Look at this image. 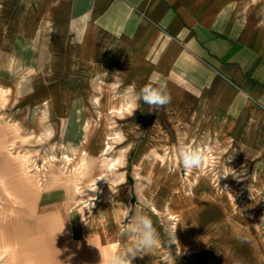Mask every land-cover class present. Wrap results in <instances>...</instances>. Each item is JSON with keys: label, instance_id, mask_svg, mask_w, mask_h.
<instances>
[{"label": "rangeland", "instance_id": "rangeland-1", "mask_svg": "<svg viewBox=\"0 0 264 264\" xmlns=\"http://www.w3.org/2000/svg\"><path fill=\"white\" fill-rule=\"evenodd\" d=\"M30 2L0 0V264H100L131 243L121 228L136 214L161 243L134 264H264V125L221 136L199 108L193 124H155L142 102L126 111L130 87L111 77L68 91L80 77L65 45L40 43L46 30L25 43L18 11ZM181 142L202 143L211 162L185 171Z\"/></svg>", "mask_w": 264, "mask_h": 264}, {"label": "crops", "instance_id": "crops-1", "mask_svg": "<svg viewBox=\"0 0 264 264\" xmlns=\"http://www.w3.org/2000/svg\"><path fill=\"white\" fill-rule=\"evenodd\" d=\"M55 3L31 0L18 23L27 44L46 30L52 35L40 43L65 45L69 74L80 77L68 91L82 93L89 76L134 91L162 82L171 102L157 112L142 103L155 124H193L199 108L197 117L221 136L237 124L264 125V0Z\"/></svg>", "mask_w": 264, "mask_h": 264}, {"label": "clouds", "instance_id": "clouds-1", "mask_svg": "<svg viewBox=\"0 0 264 264\" xmlns=\"http://www.w3.org/2000/svg\"><path fill=\"white\" fill-rule=\"evenodd\" d=\"M128 92L132 93L129 97L130 109H139L142 102L148 106L149 111L157 112L171 102V95L167 86L162 82L146 84L139 91L129 88ZM175 155L180 166L191 173L202 168L209 157V149L202 143L186 144L181 142L175 149ZM178 224L174 223L168 229L169 245H179L176 238ZM121 235L124 240L131 239V243L124 244L122 247H114L106 253L100 252V264H134L136 257L143 258L161 243L160 233L154 226L151 217L146 214L126 216L121 228Z\"/></svg>", "mask_w": 264, "mask_h": 264}, {"label": "bare ground", "instance_id": "bare-ground-1", "mask_svg": "<svg viewBox=\"0 0 264 264\" xmlns=\"http://www.w3.org/2000/svg\"><path fill=\"white\" fill-rule=\"evenodd\" d=\"M130 110V108H129V106H127L126 107V111H129ZM116 113L117 114H124V110H117L116 111ZM113 138H115V137H113ZM109 139H111V138H109ZM211 155V154H210ZM83 161V159L82 160H80L79 162H77V166H79V168H81V166L83 165V163L84 162H82ZM211 161H210V158L208 157V159L206 160V162L204 163V164H208V163H210ZM118 163V162H117ZM114 164V163H113ZM82 171H85V169L84 170H82ZM82 173V172H81ZM88 200V199H87ZM89 203V202H88ZM94 204V203H93ZM93 204H91V205H93ZM89 205V204H88Z\"/></svg>", "mask_w": 264, "mask_h": 264}]
</instances>
